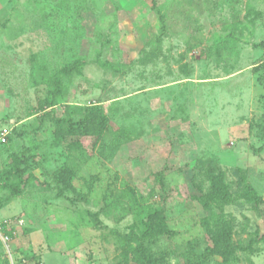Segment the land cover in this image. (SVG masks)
<instances>
[{
	"label": "rangeland",
	"instance_id": "1",
	"mask_svg": "<svg viewBox=\"0 0 264 264\" xmlns=\"http://www.w3.org/2000/svg\"><path fill=\"white\" fill-rule=\"evenodd\" d=\"M263 41L264 0H0V264H124L154 210L160 264H264ZM206 169L263 202L205 208Z\"/></svg>",
	"mask_w": 264,
	"mask_h": 264
},
{
	"label": "trees",
	"instance_id": "2",
	"mask_svg": "<svg viewBox=\"0 0 264 264\" xmlns=\"http://www.w3.org/2000/svg\"><path fill=\"white\" fill-rule=\"evenodd\" d=\"M256 46L260 48H264V41L256 44ZM65 72L69 73V69L65 68ZM107 126V118L101 114H91L86 113L83 117H81L76 122L68 121V130L71 134H79L80 136L86 135H97L102 136ZM128 132L124 128H120L118 132L113 134L114 138L112 139L110 146L101 144L100 146L102 153H108L110 155H114L113 153L117 151L120 142L128 138ZM112 136V137H113ZM213 162V161H212ZM212 162H207L206 164H201L202 168L214 167ZM12 165L15 167L17 172L24 173V169L28 164L26 159L12 158ZM21 164H24V168H20ZM206 174L208 177V181L211 182V190L208 192H200V195L196 197V199L200 200L203 206L206 208L209 200L219 201L222 203H232L238 199H242L248 203L259 204L262 203L263 200L255 193L252 187L245 181H243L242 186L239 192L231 193L228 191L226 186L223 185V173L218 171L214 174L212 171L209 172L206 169ZM158 182H162L164 171L159 170L157 172ZM58 177L62 183L69 185L72 178V172L63 167L58 172ZM64 184V185H65ZM162 215L157 210L148 212L143 219H141L140 224L142 229L139 230V235H134L137 237V245L132 246V248L123 250L122 260L124 264H128L129 261L132 264H160L159 260L154 257L149 249V245L158 235H172L173 232L169 230L162 221ZM96 219V215H94ZM234 246H227L224 253H231L234 251ZM208 250V249H207ZM216 253L214 249L208 250V252L203 253L197 259L196 264H203L208 260V257L212 254ZM130 259V260H129ZM194 264V263H193Z\"/></svg>",
	"mask_w": 264,
	"mask_h": 264
},
{
	"label": "built area",
	"instance_id": "3",
	"mask_svg": "<svg viewBox=\"0 0 264 264\" xmlns=\"http://www.w3.org/2000/svg\"><path fill=\"white\" fill-rule=\"evenodd\" d=\"M17 224L21 225L22 220H18ZM10 227V223L8 220H3L0 219V242L4 246H8V242H10V236L9 234L5 231L6 228Z\"/></svg>",
	"mask_w": 264,
	"mask_h": 264
}]
</instances>
